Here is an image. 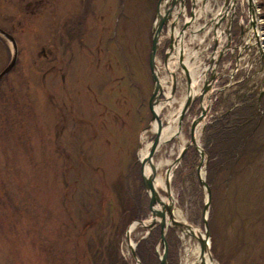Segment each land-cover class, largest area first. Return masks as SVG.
<instances>
[{"label": "rangeland", "instance_id": "obj_1", "mask_svg": "<svg viewBox=\"0 0 264 264\" xmlns=\"http://www.w3.org/2000/svg\"><path fill=\"white\" fill-rule=\"evenodd\" d=\"M254 1L264 36V0ZM87 2L88 9H98L102 19L90 16L83 19ZM108 2L55 0L57 10L69 9V14L60 15L62 21L66 23L70 15L69 19L76 22V37L70 44L72 65H13L8 80L0 83V264H136L124 231L130 222L147 219L149 215L138 160L140 149L153 136L149 111L153 83L147 66L149 45L140 49V64L132 65L133 70L130 65L119 70L110 53L103 60L101 53L97 56L91 52L88 61L86 44L94 51L95 45L99 48L111 30L110 14L115 11L116 0H111L112 6ZM221 2L208 0L201 19L209 20ZM245 3L234 2L231 24L241 14V8L246 12ZM87 24L94 35L90 42ZM208 26L198 33L204 36L202 41L197 45L192 43L210 54L213 30H206ZM120 36L125 37L127 49L132 48L130 36ZM222 36L226 37L225 32ZM242 43V47L235 44L237 56L244 48V36ZM106 45L108 51L107 42ZM157 46L155 61L163 65L166 44L160 42ZM124 53L127 54L126 49ZM114 54L120 57L117 48ZM96 57L100 59L99 65H95ZM226 58L228 54L225 61ZM231 66L225 65L222 70L223 83ZM159 73L164 75L163 71ZM181 75L179 72L169 106L162 103L159 112L162 127L176 115L168 119L169 111L175 109L178 114L176 106L181 108L184 103L185 80ZM130 79L139 90L128 86ZM237 86L222 88L212 97L210 108L195 131L204 154L200 176L210 194L204 210L208 246L214 264H264V105L258 111L261 117L254 134L245 143L246 151L238 156V151H234L236 154L227 159L229 177L219 166L226 164L225 153L236 147L226 152L225 146L229 145L217 137L212 140L209 135L217 133L214 128L209 130L215 120H220L226 111L244 105L236 95ZM5 88H8L6 95ZM260 97V104L264 103V88ZM192 104L194 107H189L181 119L178 137L174 135V123V134L170 137L169 132L165 134L167 140L159 143L152 160L155 176L165 177L164 190H157L159 196L166 198L174 213L186 223L203 231L205 190L195 169L200 161L198 152L188 146L175 162L181 153L180 137L189 142V125L199 112L197 99ZM5 113L9 114L6 124ZM164 161L170 164L157 166ZM158 230L159 226L155 225L145 235L146 229L137 224L129 232L131 244H135L134 252L138 241L149 234L153 236L151 261L155 264H159L158 256L162 253ZM196 244L178 228L168 226L164 235L167 264H183L185 249L191 252Z\"/></svg>", "mask_w": 264, "mask_h": 264}, {"label": "flooded vegetation", "instance_id": "obj_2", "mask_svg": "<svg viewBox=\"0 0 264 264\" xmlns=\"http://www.w3.org/2000/svg\"><path fill=\"white\" fill-rule=\"evenodd\" d=\"M82 1L86 3V0ZM110 2L108 3L110 4ZM55 4V0H0V65H3L0 67V71L5 65H9L13 53L14 61L10 65H50L49 67L72 65L70 44L76 37V22L73 18L69 19L70 15H67V22H63L61 14H65V12L69 14L67 11L69 9L61 12L56 9ZM88 4L87 2L85 10L88 9ZM110 6L112 5L110 4ZM115 6L117 9L115 8V11L110 14L111 30L104 39V43L108 44V51H106L107 45L104 46L102 42H100L99 48L95 45L94 51L90 48L89 43V46L85 43L87 52L89 50L86 58H89L88 61H90L89 53L94 52L97 56L101 53L104 60L106 53H110L115 58V65H118L119 70L122 71L125 68H122L124 65H130V69L133 70L132 65L140 64V49L142 50L147 44L150 47L156 0H116ZM97 11H94L92 7L89 8L84 13L83 19L89 16L102 19L103 15L97 14ZM85 29L87 37L90 36V42L94 36L92 29L88 27V24L85 25ZM100 30L102 29L100 28ZM120 34L130 36L132 48L128 46L127 49L125 37ZM13 43L14 48L12 47ZM116 48L120 51V57L117 58L114 54ZM123 48L127 50V54L124 53L125 49L123 50ZM99 62L100 59L96 57L95 65H99ZM9 71L0 77V83L8 80ZM128 83V86L139 90L133 80H128ZM7 91L8 88H5L3 94L6 95ZM4 95L5 106L6 97L4 98ZM137 101L139 100L137 99ZM8 120L9 114L5 113L4 123L6 124Z\"/></svg>", "mask_w": 264, "mask_h": 264}, {"label": "water", "instance_id": "obj_3", "mask_svg": "<svg viewBox=\"0 0 264 264\" xmlns=\"http://www.w3.org/2000/svg\"><path fill=\"white\" fill-rule=\"evenodd\" d=\"M247 1V13H248V20L249 23L251 24L252 27L255 25V9H254V2L253 0H246ZM229 3V0H223L222 6L225 8L227 4ZM188 13L186 16V0H157L156 2V7H155V14L154 17L156 18V23L154 21V30L152 29V35H151V40H150V47L148 51V68H149V73H150V78L153 83V89L152 93L150 96V102H149V111H150V121L155 122V128L153 131V136L149 142V148L147 150L146 156L139 161V171H140V178H141V184L144 192L147 195L148 201H149V215L147 219H137L135 221H132L129 223V225L126 227L124 231L125 238L128 243L129 247V252L131 256L134 259V262L136 264H140L135 252L133 251V246L135 244H131L130 239H129V227L132 223H137L141 226H143L146 231L145 235L148 233V231L154 227L155 225L159 226V235H158V241L159 244L162 246V253L161 255L158 256L159 259V264H167L166 262V255H165V249H164V235L166 232V229L168 226L176 227L179 230L183 226H187L184 223L177 221L172 218L171 210L169 206L164 203L161 198L159 197V194L155 192L153 188V178L155 174V167L152 163V156L157 148V146L160 143V137H161V132H162V125H161V120L158 116V113L156 112L155 107L161 104L165 103L169 100H171V96L174 94L175 88H176V78H175V68L179 67V71L183 74L184 80H185V89H186V98L183 103V105L180 108L179 111V121L178 124L180 125L181 119L186 112L187 109H189L190 104L198 98V103H199V112L196 117H194L189 125V142L186 144L181 153L176 156L175 162L178 161V159L181 157L183 152L185 151L186 147L188 145H191L195 151L198 152V156L200 158L199 163L196 165V173L198 177V182L199 184L204 188L205 190V202L203 205V213L201 217V222H202V236L197 238L198 241V248H199V261L201 263L203 262V256L204 254H207L212 260L210 252H209V246H208V231L206 227V217H205V209L207 208V205L209 204V187L205 183V180L203 177L199 176V169L201 168V161H202V155H201V150L202 149H197L195 145V139H194V131L196 126L204 119L206 116L208 110H209V102L206 105H202V98L205 96L207 92L210 91L212 83L216 77H218V74L213 73V67H212V62L211 59L207 61V66L205 68L204 74H206L207 70H209V75L208 77H205V79L202 81V85L197 93H194V90L191 89V81L188 76V69L185 65L184 62V53L182 52L181 48V41L182 38L184 37L185 31L190 25V22L193 20L194 17V0H188ZM182 17V23L178 26L179 23V18ZM220 23L222 18L218 17L216 18V21ZM156 24V26H155ZM216 26V25H215ZM177 27L176 29H174ZM163 32L166 35V45L167 47L164 48L163 55H162V64L160 68H156V65L154 64L155 61V54L157 50V43H158V37H159V32ZM226 31V30H225ZM227 33V31H226ZM254 34V33H253ZM255 37V35H254ZM181 38V39H180ZM256 40V37H255ZM177 41L179 42V47L176 48V43ZM217 39L214 40V44L212 47V54L216 46ZM230 45V39L229 35H226V43L225 45L219 49L218 51V57L214 61V64H217L219 58L222 56V51H224L227 47ZM12 47L14 48V43L12 44ZM233 49L235 48L234 46H231ZM247 48V46H245ZM241 49V48H240ZM14 52V49H13ZM238 56L235 55L234 59H236ZM167 58L169 59V63H172L173 69H167L166 67V60ZM14 61V53H13V58L9 62V65H5V67L0 71V77L7 72L12 65H10ZM164 72V76H168L170 78L169 81V92L167 97L162 94V89H163V83L160 78H161V73L159 72ZM221 75V74H220ZM167 82V81H165ZM206 97H209L206 96ZM144 162L148 163V168L149 172L145 175L143 173V164ZM144 220H147L146 223H144ZM193 226V225H192ZM195 227V226H194ZM197 228V227H196Z\"/></svg>", "mask_w": 264, "mask_h": 264}, {"label": "bare ground", "instance_id": "obj_4", "mask_svg": "<svg viewBox=\"0 0 264 264\" xmlns=\"http://www.w3.org/2000/svg\"><path fill=\"white\" fill-rule=\"evenodd\" d=\"M235 1L236 0H229V3L227 4V6L225 8H223V7L217 8V10L212 14V15L216 16V18H218V17H221L222 18V20H221L220 23H218L219 20H217V22H214L215 23L214 25H216V30H215L216 31V34H215L216 37H218L219 35L222 36V33L225 32V35H227V34L229 35V39H230L231 42H232V39H231V35H230L229 29H230V25H232V24H231L230 18H231V15L233 14L232 9L234 7V2ZM201 6H203V5L201 4ZM232 17L234 18L235 16H232ZM200 19H201L200 16H196L195 19L190 22V25L188 26V29H186L188 32H190V37H189V39L187 38V40H184V38H182V41H181V43H182V45H181L182 52L184 53V56H185L184 62H185V65H186V67L188 69L187 71H188V76H189L190 81H191V89L194 90V93L197 92V86H198L199 80H200V78L203 75L202 74L203 71H204L202 69V66L204 65L203 58H205L206 56L209 55L208 52L207 53H204L205 49L199 48V47L196 48V45L198 43H200L202 41V39L204 38L203 35H199L197 33H198L199 30H201V28H202L203 25H208L209 22H212L209 19L207 21H203V23H201L197 27L191 29V27L195 26L197 20H200ZM155 20H156V18H155ZM237 20L240 21V19H238V18H237ZM239 23L242 24L241 21ZM212 25H213V23L209 24V26H208V28L206 30L212 29ZM222 25H223V28H222ZM155 26H156V24H155ZM225 30L227 31V33H226ZM215 31H214V33H215ZM161 34H162V32L160 31L159 32V35H161ZM161 37H162V35H161ZM191 38H192V41H190ZM192 42H194L196 45L195 44L193 45ZM178 43L179 42L177 41L176 46H175L176 48L179 47V44ZM157 44L160 45V42L158 41ZM245 46L246 45H244V48L240 51L241 53L244 51ZM165 47H167V45ZM229 48H231V45H229V47H227L224 51L226 52ZM214 57H215V54H213V58ZM155 60H156V57H155ZM157 63H158V61L156 62L155 65H156V68L158 69V68H160L161 65H160V63H158V64ZM238 65H241V58H240V61H239ZM166 67H167V69H170V70L173 69L172 63H169V59L168 58L166 60ZM175 77L176 78H179V76H177V75ZM160 80L162 82H164L163 83L162 94L167 97L168 92H169V85L168 84H169L170 78L167 76V80H166V77L161 76ZM165 81H167V82H165ZM184 89H182V90H184ZM184 93L186 94V90H185ZM184 93L182 95H185ZM185 98H186V96H185ZM185 98H184V101H185ZM207 101H210V100L208 99ZM169 103H170V101L166 102V104L168 106H169ZM163 104H164V102H163ZM163 104L161 103L158 106V108H157V106L155 107L156 112L158 113V115H159L160 110L163 108L162 107ZM182 105H183V103H182ZM176 107L180 111V107H178V105ZM173 115H175V117L169 121V124H166V126H163L162 127V132H161V137H160V143L167 140V139H164L166 133L169 132V137L174 134L173 133L174 131H173V128H172V124H174V123H176V131H175V134L174 135L176 137H178V134H179L178 131H179V127H180L179 124H178V121H179V113L177 114L175 112V109L169 111V113L167 115L168 119H170ZM154 128H155V122L152 121V123L150 124V129L154 131ZM168 128H169V131H168ZM197 128H198V125H197L196 129ZM196 129H195V131H196ZM195 131H194V134H195V136H194V138H195V145H196L197 149L200 150L201 147H199V143L197 141V139H198L197 138L198 137L197 134L198 133H196L197 131L196 132ZM179 142H180L179 143V146H178L179 151H182L183 147L186 144L190 143V142L187 143V140L185 138H182V137H180ZM188 146H191V145H188ZM148 148H149V143H144L143 147L140 149V151L138 153L139 161H141L146 156V153H147ZM201 155L204 156V154L202 153V150H201ZM152 163H153V161H152ZM166 163L168 165L170 164L169 161H164V162L158 163L157 166L163 165V164H166ZM148 172H149L148 163L147 162H144V164H143V173L146 175ZM201 173H202V171H201V168H200L199 169V176H200ZM153 188H154L155 192H157V190H161V189L164 190V188H165V177L162 176L161 174H158L156 176L154 174V178H153ZM161 200L164 203H167V205L169 206V208L171 210V214H172V218L173 219H175L177 221H180V222L184 223L185 225H187L186 227L183 226L181 228L180 233L183 234L185 237H187V238L189 237L190 239H192V240H194V241H196L198 243L197 238H199V237L202 236V231L199 230L198 228H196V227H194V226L186 223L185 220H183L180 216H178L177 214H175L174 211H173V208H172L171 204L168 203V200L166 198H161ZM146 222H147V220L144 221V223H146ZM136 225H137V223H132L130 225V227H129V232ZM198 251H199L198 244L194 245V247L192 248L191 252H189V250L186 248L185 249V258H184L185 260L183 261V264H214L213 263V260H210V258H209V256L207 254H204V256H203V262L204 263H201L199 261V252Z\"/></svg>", "mask_w": 264, "mask_h": 264}, {"label": "trees", "instance_id": "obj_5", "mask_svg": "<svg viewBox=\"0 0 264 264\" xmlns=\"http://www.w3.org/2000/svg\"><path fill=\"white\" fill-rule=\"evenodd\" d=\"M253 101L255 100L251 99L249 103H244L242 107L239 108L235 107L228 112L226 111L225 115H223L220 120L218 121L215 120V122L211 126H209V130H212L214 128L215 131L217 132V133L214 132L212 134L210 133L209 134L210 139L213 140L215 137H217L218 140H222L223 144L226 142L229 145V146H225L227 149L226 152L232 149V147L233 148L236 147L228 154L225 153L223 161L226 164L219 166L220 169L223 168V170L227 172L226 177L227 176L229 177L231 174V170L226 168L227 159L233 157V155L236 154L235 153L236 151H238L237 156L246 151L245 143H247L249 139L252 137V135L254 134L253 132L255 131V127L256 125H258L260 121V115L259 113H256V110L259 107L261 109L264 103L260 104L258 107ZM208 154L209 155L211 154L210 150L208 151ZM223 180L226 182L225 179ZM207 182L210 183L208 179ZM129 209L130 207H128L127 209L128 213H130ZM152 237L153 236H150L149 234L145 239H141L140 241H138L136 245L135 253L139 258L141 264H155V262L153 263V260L151 261V257L153 259ZM147 244L148 246H145ZM142 251L143 253L141 254L140 252ZM124 264L126 263L124 262Z\"/></svg>", "mask_w": 264, "mask_h": 264}]
</instances>
